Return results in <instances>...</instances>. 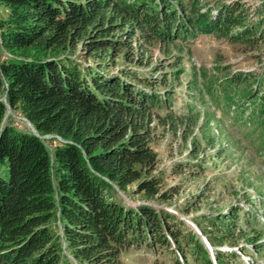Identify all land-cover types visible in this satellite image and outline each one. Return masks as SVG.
Segmentation results:
<instances>
[{"label": "trees", "instance_id": "trees-1", "mask_svg": "<svg viewBox=\"0 0 264 264\" xmlns=\"http://www.w3.org/2000/svg\"><path fill=\"white\" fill-rule=\"evenodd\" d=\"M173 2L180 4L0 0L7 11L0 17V45L8 52L0 57V264H61L52 227L56 209L77 261L125 264L122 255L132 246H166L169 238L184 259L193 240L196 251L189 254L211 264L199 237L191 233L188 239L179 232L177 225L184 222L178 216L148 204L130 206L110 192L134 185L135 193L168 202L161 178L152 174L157 166L152 122L172 125L192 118L161 119L156 108L170 98L155 92L153 76L129 68L110 73L114 60L122 54L136 67L150 65L140 45L154 39L166 41L167 52L174 40L190 33L221 32L253 46L264 32L252 24L229 34L245 25L237 3L218 6L212 17L194 9L193 16L184 18ZM135 39L139 46L134 48ZM7 109L20 111L35 131L4 124ZM44 135L53 137L43 140ZM209 216L194 223L212 246L221 237L237 239L231 235L234 220ZM202 221L212 229L207 231ZM214 252L218 264L226 256L233 259L219 249Z\"/></svg>", "mask_w": 264, "mask_h": 264}, {"label": "rangeland", "instance_id": "rangeland-1", "mask_svg": "<svg viewBox=\"0 0 264 264\" xmlns=\"http://www.w3.org/2000/svg\"><path fill=\"white\" fill-rule=\"evenodd\" d=\"M195 1L179 0L180 4H172L185 18L193 16L194 9L203 14L208 12L212 17L218 6L237 3L245 12V25L231 28L229 34L252 24L264 29V0ZM6 13L0 5V17ZM257 35L256 42L249 46L242 43L241 37L232 40L221 32L190 33L174 40L167 52L164 51L168 43L154 39L149 45H140L148 56L144 61L148 59L150 65L136 67L125 62L122 54L111 62L114 65L110 73L129 68L147 78L153 76L155 92L170 98L164 106L156 108L161 119L192 117L191 123L177 120L172 125H163L157 119L152 122V148L157 154V166L152 174L161 178L160 188L169 196L168 202L145 198L134 192V185L126 192L110 191L111 195L133 207L148 204L178 216L184 222H176L179 232L188 239L189 234L195 233L208 251L211 264H218L216 249L233 256V259L224 257V264H264V117L261 118L264 115V32ZM131 46H139L136 39ZM129 47L123 50H130ZM4 55L8 52L0 45V57ZM77 58L80 62L93 63L91 59ZM3 123L35 131L20 111L7 109ZM52 137L41 136L43 140ZM48 148L51 153L52 145ZM54 171L52 164L51 172L55 175ZM203 215L234 220L231 235L237 239L230 242L221 237L217 239L222 240L219 245L212 246L194 223ZM202 226L207 231L212 229L204 221ZM52 227L62 250L61 264H86L70 254L57 209ZM212 234H216L215 230ZM167 239L170 243L166 246L151 249L142 243L132 246L122 259L125 264H205L196 254H189L193 251V240L189 239L190 251L184 259L171 239Z\"/></svg>", "mask_w": 264, "mask_h": 264}, {"label": "water", "instance_id": "water-1", "mask_svg": "<svg viewBox=\"0 0 264 264\" xmlns=\"http://www.w3.org/2000/svg\"><path fill=\"white\" fill-rule=\"evenodd\" d=\"M33 131V130H32Z\"/></svg>", "mask_w": 264, "mask_h": 264}]
</instances>
